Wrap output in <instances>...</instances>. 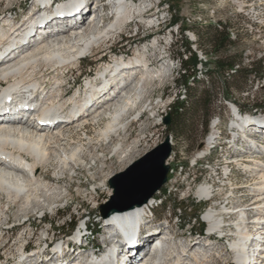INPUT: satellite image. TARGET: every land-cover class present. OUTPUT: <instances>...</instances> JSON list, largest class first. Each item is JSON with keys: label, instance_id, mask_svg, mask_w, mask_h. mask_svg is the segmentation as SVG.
Segmentation results:
<instances>
[{"label": "rangeland", "instance_id": "rangeland-1", "mask_svg": "<svg viewBox=\"0 0 264 264\" xmlns=\"http://www.w3.org/2000/svg\"><path fill=\"white\" fill-rule=\"evenodd\" d=\"M36 1L28 0L25 3L23 0H0V18L5 13L11 15L12 20L21 21L31 14L36 16L46 10H41V7L36 6ZM65 1L67 0H54L52 9L61 10V3ZM77 1L80 0L75 2ZM97 1L87 0V3L94 10L98 4L104 5V22L101 26H106L111 20L110 0ZM134 1L136 5L145 7L143 13L146 18L144 21H140L138 18L132 19L106 45L81 57L79 64L68 71L66 78L61 80L62 92L59 94L62 98V94L72 93L76 88V85L73 86L72 83L76 82L77 85L84 83L86 75L91 78L95 77L99 67L109 61L108 52L116 57L124 55V58H127L132 55L134 50L142 49L144 45L151 46L153 41L159 42L157 48L153 50L150 48L147 58L149 64L152 65L151 69H161L164 73L161 84L157 81L151 83L150 93V102L153 105L160 103L161 106L156 108L154 117L146 112L131 123L126 133L125 144L132 151L130 156L134 154L133 161L163 142L166 136L169 137L172 148L167 162L169 172L166 184L155 196L151 211L147 213L146 211L150 208L146 206V211L138 215L139 223L142 224V237H150L148 240L150 242L145 244L142 251L143 258L146 257L145 259L148 260L150 256L147 252L152 246L150 245L151 240L156 239L158 233L155 232L157 229L165 227L166 220L169 221L168 229L174 234L173 241L169 242L170 246L178 245L180 241L185 244L184 240L187 242L190 240L194 241L195 249L201 247L199 241L201 242L202 239L200 237L204 236L208 229L202 217L213 207L219 214H223L226 226L224 230H227L228 227L233 230L239 223L244 222L237 214H234L235 207L242 208L252 203L248 190L254 187L256 179L251 176L248 170H243L242 166L252 167L253 161L257 162L260 158L264 161V156L261 155L262 153H257L258 155L253 157H242L243 160L237 162L242 166L227 164L231 158H237L243 153L242 151L233 153L234 151L228 146L232 136L236 133L230 127L235 120L232 110L236 109L242 118H247V122L253 123V125H249L251 126L250 133L253 131L256 133L254 136H249L253 138L248 143L254 141L258 148L255 147L261 151L264 148V75L261 78L250 77L242 82V90L233 91L229 95V99L222 92L223 77H219L218 83H215L216 98L211 107L212 114L208 119L206 131H204L201 120L197 122L188 139L175 140L172 132H166L167 128L163 124V120L168 113L170 114V108L174 101L184 99L182 89L175 84L180 68L177 55L181 54L182 59L188 56L184 51V42H188L190 48L197 52L196 78L202 81L198 85L197 92L207 85L204 79L209 76L205 72L214 70L212 61L215 56L204 57L196 49L195 33L208 24L227 25V32L230 39L235 41V45L228 47L224 53L227 56L241 55V62L237 63L234 68L261 63L264 70V0ZM47 4L45 6L48 7ZM35 6L37 9L33 12L32 9ZM91 15L93 12L88 11L85 16L80 15L81 19L79 16L77 19L81 23H85ZM147 19L150 21L149 24L145 23ZM69 24L71 22L60 21L58 26L66 28L67 32ZM181 29H183L182 33H180ZM26 42L28 41L26 40ZM159 58L163 59L156 62ZM138 72L140 70L132 73V83ZM232 72V69L228 70L227 75H231ZM51 76L53 75L49 77ZM236 104L241 106V112ZM212 123L217 125L215 131L217 139H219V142L216 141L217 139L215 140V149L211 148L212 145H208V148L204 146V142L211 132ZM60 125V122L57 123L55 128ZM104 125L105 119L96 124L86 125L83 131L86 136L79 129L73 127L68 129L67 135H65L66 143L71 147L76 145L81 148L83 163H69L68 169L63 172H61L60 166L57 169L51 166L41 169L42 178L46 177L47 182L45 183L48 184L50 190L47 196L54 197L62 192L61 199L54 206L53 211L48 209L41 213H29L28 216H23L20 209L23 207L22 204H13L0 194V264L13 263L15 259H18L20 251L24 253V257L29 255L27 264H30L39 249L40 253L37 259H44L43 264H52L51 261L56 257L61 258L63 264H71L78 253H85L83 252L84 238L81 241L79 236H75L79 231L83 232V225L87 227L82 236L88 235L86 238L88 249L91 246H100L99 250H102L104 235L118 230L119 220L123 219L122 215L112 214L110 221L107 222L101 216L100 207L109 201L111 195L109 180L128 165H124L125 159L118 160L113 157L110 153V143L96 144L98 132L104 128ZM137 139L140 141L133 147ZM115 142L116 139L113 138V143ZM242 143L238 147H241ZM204 149L206 150L204 151ZM199 153H202L203 156ZM199 156L201 157L198 158ZM54 166L56 165L54 164ZM227 166L229 168L226 169ZM225 173L228 175L225 176ZM202 183L212 185L213 192L210 200L200 199L195 193L197 186ZM43 194H38L41 196V200L44 199ZM33 205H30V208ZM224 206L229 212L228 215L225 213ZM231 210L234 212L232 213ZM134 213L137 212L134 211L130 214ZM144 214L147 215L143 217ZM150 215L151 220L145 219ZM70 220L75 222L72 229L68 225ZM231 240L232 238L220 240L216 247L205 250L207 255L209 254V264H226L230 261L234 254L231 253V249L228 250L227 244L230 245ZM62 247L65 250L62 249V253H60ZM79 250L81 251L79 252ZM85 255L88 253L86 252Z\"/></svg>", "mask_w": 264, "mask_h": 264}, {"label": "bare ground", "instance_id": "bare-ground-1", "mask_svg": "<svg viewBox=\"0 0 264 264\" xmlns=\"http://www.w3.org/2000/svg\"><path fill=\"white\" fill-rule=\"evenodd\" d=\"M75 1L61 3L62 11L58 13L44 10L36 16H26L22 21L12 20L11 15L6 13L0 18V194L13 204H22L20 209L23 216L48 209L53 211L61 199L62 192L56 193L54 197L47 196L50 190L45 183L46 177L42 178L41 169L48 166L57 169L60 166L63 172L68 169L69 163H83L81 148L76 145L71 147L66 143L65 135L69 128L83 132L86 125L105 119L96 144L110 143L109 149L113 157L125 159L124 165L129 166L134 154L130 156L132 151L125 145L128 127L146 112L154 117L156 108L161 106L160 103L153 105L150 102V93L151 83L157 81L161 84L164 73L161 69H151L152 65L147 58L150 48L153 50L158 47V41L151 42V46L144 45L142 49L134 50L127 58L124 55L116 57L108 52L109 61L99 67L95 77H85L83 85L81 83L72 95L63 97L62 94L61 98V80L79 64L81 57L106 45L132 19L144 21L146 18L143 13L145 7L136 5L134 0H110L111 20L106 26H101L104 22V5L96 4L94 10L87 0ZM36 9L35 6L33 12ZM88 11H92L93 15L86 19L87 22L81 23L77 17L81 19L80 15L85 16ZM59 14H63L61 18L57 17ZM60 21L71 22L68 33L66 28L58 26ZM145 23L149 24L150 21L147 19ZM27 31L29 34L26 35ZM161 59L163 58L156 62ZM136 70L140 72L132 83V73ZM33 102L37 104V110H33L30 117L28 108ZM59 115H63L60 119L63 121L55 128ZM247 121V118L235 116L230 125L236 131L233 141L247 137L246 131L251 128L250 124L253 125ZM244 123H247L246 127ZM215 126V123L211 124V132L204 142L205 148L217 139ZM84 135L86 136L85 133ZM113 138L116 139L115 143ZM139 141L140 139L135 140L133 147ZM248 142L244 139L241 147H237L243 153L237 158H231L227 162L229 166L241 165L237 162L242 157H253L257 153L264 156V148L259 151L254 141ZM253 163L252 167L241 165L256 182L248 190L252 203L242 208L235 207L234 214L244 222L230 231L232 242L227 244V248L234 255L226 264H247L250 259L253 264H264V161L260 158ZM160 190L139 207L117 210L105 217L104 220L109 222L112 214L122 215L118 230L104 235L102 250L97 253L85 250L83 252L88 253L85 256V253H78L71 264H209V254L205 250L216 247L220 241L218 238H210V235L208 238L200 237L201 247L196 249L195 243L190 245L187 240H184L185 244L180 241L172 247L169 242L173 241L174 234L168 227L161 228L162 233H158L153 240L152 249L147 252L150 258H143L142 251L150 237H142V224L139 223L138 215L146 211V206L150 208L146 212L151 211L155 196ZM212 190V185L202 183L197 186L195 193L198 198L207 200L211 197ZM39 193H44V199L41 200ZM225 210L228 215L226 207ZM134 211L137 213L130 214ZM222 215L213 207L202 217L208 226V233L223 232L226 226ZM75 236H79V239L84 237L81 231ZM39 253L40 249L35 254ZM28 256L24 257V253L20 251L18 259L11 264H27ZM39 261L36 258V264L44 263V259ZM51 262L63 264L59 257Z\"/></svg>", "mask_w": 264, "mask_h": 264}, {"label": "trees", "instance_id": "trees-1", "mask_svg": "<svg viewBox=\"0 0 264 264\" xmlns=\"http://www.w3.org/2000/svg\"><path fill=\"white\" fill-rule=\"evenodd\" d=\"M183 29L180 30V33ZM196 49L204 57L215 56L213 62L214 70H206L205 78L207 85L197 92L198 85L202 82L196 78V67L198 64L197 52L190 48L188 42H184L185 59L178 54L180 64L175 84L180 87L183 92L184 99L174 101L170 108V125L168 131L172 132L175 140L188 139L192 130L198 121L202 120L204 131L207 129L208 119L210 118L211 107L216 98L215 83H218L219 77L222 80V92L226 98L235 91L242 90L241 84L250 77L261 78L264 75V70L261 63L257 65L251 64L248 67L234 68L237 63L241 62V55L227 56L224 52L228 47L235 45V41L231 40L227 32V25L222 23L208 24L200 31H196ZM224 54V55H223ZM233 70L231 75H227V71ZM238 110L241 112L242 108L236 104ZM258 106V105H257ZM69 228L72 229L75 222L68 223Z\"/></svg>", "mask_w": 264, "mask_h": 264}, {"label": "water", "instance_id": "water-1", "mask_svg": "<svg viewBox=\"0 0 264 264\" xmlns=\"http://www.w3.org/2000/svg\"><path fill=\"white\" fill-rule=\"evenodd\" d=\"M166 128L170 125V114L163 120ZM166 129V132L168 130ZM172 148L169 137L142 157L132 162L109 180L111 195L107 204L100 207L101 216L107 217L117 210L139 207L167 182L169 166L166 164Z\"/></svg>", "mask_w": 264, "mask_h": 264}]
</instances>
